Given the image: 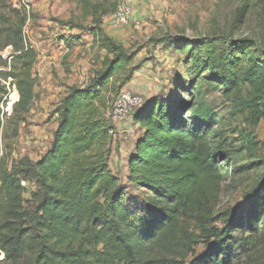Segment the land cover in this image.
<instances>
[{"label": "trees", "instance_id": "1", "mask_svg": "<svg viewBox=\"0 0 264 264\" xmlns=\"http://www.w3.org/2000/svg\"><path fill=\"white\" fill-rule=\"evenodd\" d=\"M86 2L99 13L100 2ZM27 18L13 0H0V264H264V158L255 159L253 131L264 121V57L254 56L251 41L203 56L187 85L175 82L172 94L146 99L129 116L143 130L128 158V184L142 193L136 203L110 167L111 108L134 70L133 56L111 39L112 56L56 105L46 152L36 161L12 158V134L36 99L38 52L25 35ZM213 90L250 128L235 149L206 100ZM227 160L231 177L259 167L263 174L237 206L218 211ZM29 183L36 190L27 199Z\"/></svg>", "mask_w": 264, "mask_h": 264}, {"label": "rangeland", "instance_id": "2", "mask_svg": "<svg viewBox=\"0 0 264 264\" xmlns=\"http://www.w3.org/2000/svg\"><path fill=\"white\" fill-rule=\"evenodd\" d=\"M25 1L30 7L25 35L38 52L34 66L37 85L31 110L10 140L15 160L28 157L36 161L46 152L58 125L56 105L70 86L89 83L104 58L112 56L111 41L133 56L129 66L134 69L133 76L123 90L141 96L143 101L159 95L169 96L175 82L187 85L203 56L230 47L233 40H250L254 56L264 57L262 0H134V16L120 28L110 25V15L118 0H94L102 4L96 15L91 14L86 0ZM102 9L108 12L103 14ZM244 10L246 16L241 20L238 14ZM95 28L99 32L93 36ZM244 56L246 64L248 57ZM123 78L120 75L119 81ZM17 99L14 91L5 108L8 114ZM206 100L222 114L228 129L226 145L235 149L243 138L242 132L250 131L244 116L233 114L232 103L221 91L207 92ZM132 121L133 117H129L117 125L110 167L127 187L128 197L137 203L142 193L128 184V158L143 130ZM253 131L259 143L255 159L264 158V121ZM225 164L228 167L223 170L218 211L237 206L263 174V167H259L246 178L231 177L234 165L230 160ZM26 186L25 197L29 199L36 186L33 183ZM203 251V246H199L198 253ZM240 264L257 263L243 260Z\"/></svg>", "mask_w": 264, "mask_h": 264}, {"label": "built area", "instance_id": "3", "mask_svg": "<svg viewBox=\"0 0 264 264\" xmlns=\"http://www.w3.org/2000/svg\"><path fill=\"white\" fill-rule=\"evenodd\" d=\"M14 7L23 9L27 13V21L30 20V7L25 0H13ZM134 0H118L114 12L110 15V25L113 28H120L126 25L134 16ZM143 104L141 96L122 90L112 107V118L116 125L126 120L133 111ZM119 123V124H118ZM22 184H25L23 182Z\"/></svg>", "mask_w": 264, "mask_h": 264}, {"label": "crops", "instance_id": "4", "mask_svg": "<svg viewBox=\"0 0 264 264\" xmlns=\"http://www.w3.org/2000/svg\"><path fill=\"white\" fill-rule=\"evenodd\" d=\"M124 135H126V131L124 132Z\"/></svg>", "mask_w": 264, "mask_h": 264}]
</instances>
